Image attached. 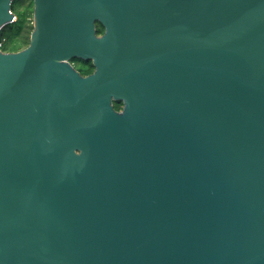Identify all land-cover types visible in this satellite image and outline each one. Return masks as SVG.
Here are the masks:
<instances>
[{"label": "water", "instance_id": "1", "mask_svg": "<svg viewBox=\"0 0 264 264\" xmlns=\"http://www.w3.org/2000/svg\"><path fill=\"white\" fill-rule=\"evenodd\" d=\"M31 1L0 51V264H264V0Z\"/></svg>", "mask_w": 264, "mask_h": 264}, {"label": "trees", "instance_id": "2", "mask_svg": "<svg viewBox=\"0 0 264 264\" xmlns=\"http://www.w3.org/2000/svg\"><path fill=\"white\" fill-rule=\"evenodd\" d=\"M19 2L14 1L12 4V11L15 13ZM28 7L20 16L17 15L18 21L15 24L6 25L1 31V37L6 39V44L4 45L3 51L7 53L19 52L24 48V46L30 45V34L26 27L27 17L29 14ZM34 30V29H33ZM97 33L101 35L104 33V27L100 24L97 26ZM27 34V35H26ZM72 62H79L82 64L80 67V73L82 75H88L92 72L91 62L82 61L80 59H73ZM115 109L120 110V103H115Z\"/></svg>", "mask_w": 264, "mask_h": 264}, {"label": "rangeland", "instance_id": "3", "mask_svg": "<svg viewBox=\"0 0 264 264\" xmlns=\"http://www.w3.org/2000/svg\"><path fill=\"white\" fill-rule=\"evenodd\" d=\"M19 4L17 6V8L15 9V13L20 16L28 7H30L29 9V14L27 17V23H26V27L28 28L27 30L29 31L30 37L31 34L33 32L34 29V4L31 0H18ZM27 35V34H26ZM28 46H24V49H26ZM20 50V51H22ZM71 64L75 67L78 68L80 66L79 62H72L70 61Z\"/></svg>", "mask_w": 264, "mask_h": 264}, {"label": "flooded vegetation", "instance_id": "4", "mask_svg": "<svg viewBox=\"0 0 264 264\" xmlns=\"http://www.w3.org/2000/svg\"><path fill=\"white\" fill-rule=\"evenodd\" d=\"M97 26H98V24H97ZM104 34V33H103ZM103 34H101V35H103ZM83 61V60H82ZM86 62H91V65H92V72L91 73H89L88 75H82L81 73H80V67L82 66V64L80 63V66L78 67V68H75L82 76H84V77H87V76H90V75H93L94 73H95V66H94V64H93V62L90 60V61H86ZM115 103H120V105H121V109L120 110H117V111H119V112H121L122 110H123V103H121V102H113V105H114V108H115ZM116 110V109H115Z\"/></svg>", "mask_w": 264, "mask_h": 264}, {"label": "built area", "instance_id": "5", "mask_svg": "<svg viewBox=\"0 0 264 264\" xmlns=\"http://www.w3.org/2000/svg\"><path fill=\"white\" fill-rule=\"evenodd\" d=\"M12 13L15 15V17L13 18V20L8 25L15 24L18 21L17 15L13 11H12ZM1 31H0V51L4 52L3 48H4V45L6 44V39L1 37ZM4 53H7V52H4Z\"/></svg>", "mask_w": 264, "mask_h": 264}]
</instances>
